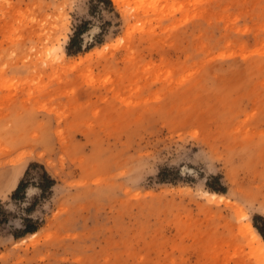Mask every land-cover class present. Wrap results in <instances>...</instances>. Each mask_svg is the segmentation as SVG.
Here are the masks:
<instances>
[{"label":"rangeland","instance_id":"374dc122","mask_svg":"<svg viewBox=\"0 0 264 264\" xmlns=\"http://www.w3.org/2000/svg\"><path fill=\"white\" fill-rule=\"evenodd\" d=\"M122 1L0 0V264H259L264 0Z\"/></svg>","mask_w":264,"mask_h":264},{"label":"bare ground","instance_id":"6f19581e","mask_svg":"<svg viewBox=\"0 0 264 264\" xmlns=\"http://www.w3.org/2000/svg\"><path fill=\"white\" fill-rule=\"evenodd\" d=\"M121 1L122 0H113V2L116 4H119ZM128 36H130V34ZM208 197L211 200H216V202H219V201L223 202L224 201L223 196L219 195L217 193H209ZM233 207H234V209L237 213V217L240 221L243 219H246V214L244 213L242 208H240L238 205H235V204L233 205ZM239 231L245 237L252 257L259 264H264V240L261 238L260 234L255 230V228L249 222L241 225L239 227ZM31 236H34V234H32Z\"/></svg>","mask_w":264,"mask_h":264},{"label":"trees","instance_id":"16d2710c","mask_svg":"<svg viewBox=\"0 0 264 264\" xmlns=\"http://www.w3.org/2000/svg\"><path fill=\"white\" fill-rule=\"evenodd\" d=\"M44 176H45V184L40 186L41 189L46 188L48 185H52L51 183L53 182L52 180H50V179L48 178V176H47L46 174H44ZM23 188H24V184H23L22 182H20V183L18 184V186H17V188H16L14 194H17V193H18L20 190H22ZM254 228H255V227H254ZM255 229L258 230V233L260 234V236H261L262 239L264 240V234H263L258 228H255ZM27 230H29V227H27V225H26V229H25V231H27Z\"/></svg>","mask_w":264,"mask_h":264}]
</instances>
